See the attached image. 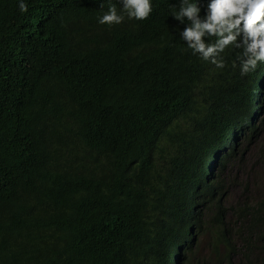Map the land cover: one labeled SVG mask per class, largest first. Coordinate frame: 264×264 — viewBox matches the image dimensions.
<instances>
[{"label": "trees", "instance_id": "obj_1", "mask_svg": "<svg viewBox=\"0 0 264 264\" xmlns=\"http://www.w3.org/2000/svg\"><path fill=\"white\" fill-rule=\"evenodd\" d=\"M96 1L0 0V264H169L188 228L207 251L179 264H264V190L248 191L264 139L236 202L223 173L203 178L231 132L255 134V84L179 38L133 51L139 35L100 27Z\"/></svg>", "mask_w": 264, "mask_h": 264}, {"label": "clouds", "instance_id": "obj_2", "mask_svg": "<svg viewBox=\"0 0 264 264\" xmlns=\"http://www.w3.org/2000/svg\"><path fill=\"white\" fill-rule=\"evenodd\" d=\"M17 7L20 12L27 11L25 0H17ZM96 9H99L97 24L111 31L112 36L125 37L131 31L139 35L132 41L133 51L146 47L150 39L159 40L161 48L179 38L191 54L215 65L226 75L231 73L230 69L239 71L241 80L255 84L250 109L251 125L255 123L264 107V0H97ZM144 62H153V58ZM231 133L228 145L214 150L204 162L203 178L207 182L225 168L216 164L231 151V143L236 144L237 150L240 134ZM204 204L205 192L187 203L192 206L193 214L205 210ZM193 232L194 228H188V238L173 251L169 264H179L180 251L186 246L200 243L201 251H207L205 237Z\"/></svg>", "mask_w": 264, "mask_h": 264}, {"label": "rangeland", "instance_id": "obj_3", "mask_svg": "<svg viewBox=\"0 0 264 264\" xmlns=\"http://www.w3.org/2000/svg\"><path fill=\"white\" fill-rule=\"evenodd\" d=\"M262 122V123H260ZM254 130L259 128L260 132L256 133L249 140H246V134H240L237 141L238 144L245 141V146L242 151H238L237 154H243L238 157L235 161H237L234 165H229L225 167L221 173L222 182L224 184V189L228 192L225 196L222 197V202L226 201L228 203H234L240 198L242 194V189L244 187V176L246 172L251 169V167L256 163V161L260 158V154L258 150L262 143V136L264 135V107L261 109L255 123L253 124ZM242 162L239 164L238 161ZM235 174H238V179L236 181H232V178ZM264 190V179L258 175V177L252 178V186L249 188V193L252 197H255L257 194L261 193Z\"/></svg>", "mask_w": 264, "mask_h": 264}]
</instances>
